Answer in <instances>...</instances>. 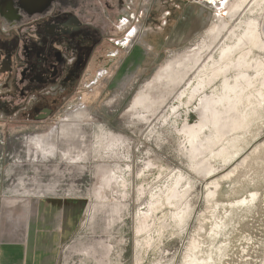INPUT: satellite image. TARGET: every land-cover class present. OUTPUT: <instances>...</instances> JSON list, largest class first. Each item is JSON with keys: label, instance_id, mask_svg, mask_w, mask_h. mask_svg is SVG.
Instances as JSON below:
<instances>
[{"label": "rangeland", "instance_id": "rangeland-1", "mask_svg": "<svg viewBox=\"0 0 264 264\" xmlns=\"http://www.w3.org/2000/svg\"><path fill=\"white\" fill-rule=\"evenodd\" d=\"M257 1L232 21L229 0H100L94 7H118L100 21L106 36L130 14L128 8L138 12L140 26L152 12L147 52H120L107 69L114 49L104 42L98 63L78 83H39L33 96H3L5 199L78 204V229L59 246L57 264H264V51H251L246 41L228 60L220 58L249 21L260 32L257 46L264 44V0ZM220 14L234 37L224 33L201 68L173 85L162 83L151 92L147 110L128 113L160 67L210 44L207 30L221 22ZM243 51L251 54L243 59ZM101 70L105 76L98 80ZM242 74V94L227 106L224 126L204 121L200 103L218 97ZM65 83L68 90L62 91ZM80 109L82 123L65 121ZM50 133L55 136L41 148L32 140ZM74 136L84 144L72 143Z\"/></svg>", "mask_w": 264, "mask_h": 264}, {"label": "flooded vegetation", "instance_id": "flooded-vegetation-1", "mask_svg": "<svg viewBox=\"0 0 264 264\" xmlns=\"http://www.w3.org/2000/svg\"><path fill=\"white\" fill-rule=\"evenodd\" d=\"M99 2L0 0V101L3 96H33L39 83L46 84V88L68 79L78 83L88 69L98 63L94 58L104 42L114 49L109 52L107 69L115 66L120 52L131 55L138 47L146 52L150 49L145 40L148 35L145 28L151 11L140 26L138 12L134 14L128 8L130 14L117 25L112 24V31L106 36L108 30L102 28L100 21L109 19L118 7L115 3L108 5L109 11L101 10L94 7ZM116 31L121 34L119 38L112 34ZM104 76L101 70L96 77L99 80ZM64 85L62 91L68 90L67 84ZM44 114H50V110H45Z\"/></svg>", "mask_w": 264, "mask_h": 264}, {"label": "crops", "instance_id": "crops-1", "mask_svg": "<svg viewBox=\"0 0 264 264\" xmlns=\"http://www.w3.org/2000/svg\"><path fill=\"white\" fill-rule=\"evenodd\" d=\"M5 197L0 189V264H57L59 246L78 229V204Z\"/></svg>", "mask_w": 264, "mask_h": 264}, {"label": "bare ground", "instance_id": "bare-ground-1", "mask_svg": "<svg viewBox=\"0 0 264 264\" xmlns=\"http://www.w3.org/2000/svg\"><path fill=\"white\" fill-rule=\"evenodd\" d=\"M229 10L227 13V18H229L230 20H235L234 18L236 17V15L240 12H244L248 9V7L250 6V4L252 5V3L255 0H229ZM257 1V0H256ZM258 2V1H257ZM261 2V0H260ZM258 2V3H260ZM255 3V2H254ZM253 3V4H254ZM257 5V3H256ZM261 5V4H260ZM250 10V9H249ZM248 10V11H249ZM252 12V11H251ZM250 14V12H248ZM247 14V13H246ZM241 15V14H240ZM239 15V16H240ZM221 19V22L217 25H213L211 26L208 30H207V37L209 39H211L210 44L208 45H204V42L202 43L203 45H200L185 52L183 55L180 56V58L177 60L175 59L173 62H167L166 65L160 67L157 72L155 73V75L153 76V78L151 79V81H149L148 83H146V85L143 87V89H141L133 98L129 109H128V113H135L139 110H147L149 107V98L151 96V92L153 90H155L156 88H158L162 83H166L167 86H170V84H174V82L181 79L185 80V78L187 76H189L190 74H192L193 72H195L196 70H198L199 68H201V66L203 65V63L205 62L206 58L211 55V53L215 50L216 47V43H218L217 41L222 38L223 35H225L224 33H227L228 36L230 35L232 38L234 37L235 34V30H230V23L224 21L223 16L220 14L219 15ZM244 16V15H242ZM247 16V15H246ZM249 17V16H248ZM226 19V18H225ZM220 20V19H219ZM223 20V21H222ZM229 20V21H230ZM232 20V21H233ZM218 22V21H217ZM245 22V21H244ZM243 22V23H244ZM252 22V21H251ZM232 23V22H231ZM242 23V24H243ZM246 24V23H245ZM255 24V23H254ZM254 24L248 23V25H246L245 30H244V34L241 36V38L239 39V41L237 43H235L233 46H225L224 48L222 47V49L220 50V58H222L223 60H228L232 53H234V51L236 49H240L243 47V45L246 43H249L251 45V51H253V49L259 48V50H263L264 51V44H261L260 46H257V41L259 38V34L260 32L257 30V26H255ZM237 28L239 29V27L237 26ZM242 28V27H241ZM233 29V28H232ZM227 36V37H228ZM231 38V39H232ZM250 52H245L243 51L244 55H243V59H245L246 57H248L250 54ZM238 52V51H237ZM236 52V53H237ZM183 53V52H182ZM172 60V59H171ZM170 60V61H171ZM247 79V75L242 74L240 76V78L237 79V82L234 85L228 86L226 85L223 89V91L218 94V97H213L211 99H205V97H203V99H205L202 102V99L200 100L202 103V109H201V115L203 116V120H207L211 123V125L213 126H222L223 125V121L226 113V109L227 106H230V104L234 101L237 100L239 98V96H241L242 94V89L241 86L243 84V81ZM182 83V82H180ZM184 83V81H183ZM208 98V97H207ZM240 100V99H239ZM238 100V101H239ZM152 105V104H151ZM231 108V107H229ZM196 110V109H195ZM127 112V111H126ZM195 112V111H194ZM230 112V111H229ZM84 111H79L73 115H71L66 121H81V119H84L85 117H82L84 115ZM138 113V112H137ZM199 113V111H198ZM197 113V114H198ZM226 113V114H225ZM139 114V113H138ZM136 115V114H135ZM200 115V116H201ZM134 116V115H133ZM132 116V117H133ZM134 118V117H133ZM141 118V117H140ZM202 118V117H201ZM199 117V119H201ZM137 119V118H135ZM143 119V118H141ZM227 119V118H226ZM86 120V119H85ZM202 120V119H201ZM77 121V122H78ZM83 121V120H82ZM81 121V123H82ZM201 122V121H200ZM204 124V123H203ZM209 124V123H208ZM206 124V125H208ZM79 125V124H78ZM205 125V124H204ZM193 126V125H192ZM191 126V127H192ZM196 127V125H194ZM193 126V128H194ZM197 126H199L197 124ZM201 126V124H200ZM224 126V125H223ZM208 127V126H207ZM207 127H205L207 129ZM211 127V126H210ZM208 127V128H210ZM75 128V127H74ZM192 128V129H193ZM200 128V127H199ZM203 128V127H202ZM222 128V127H221ZM220 128V129H221ZM78 129V128H77ZM191 129V130H192ZM196 129V128H195ZM72 130V129H71ZM76 130V129H75ZM199 130V129H198ZM197 130V131H198ZM193 131V130H192ZM195 131V130H194ZM196 131V132H197ZM201 131V128L199 130V132ZM205 131V130H204ZM68 132V131H67ZM188 132H190L188 130ZM69 133V132H68ZM191 133V132H190ZM198 133V132H197ZM46 134V133H45ZM63 134V133H62ZM110 134V133H109ZM189 134V133H188ZM194 134L196 133H191V138H195ZM111 135H113L111 133ZM200 135V134H199ZM55 136V134L50 133L48 135L45 136H40V137H36L33 138V142H37L38 146L43 145L44 140L46 137H53ZM115 136V135H114ZM190 136V135H189ZM202 136V135H201ZM63 137V136H62ZM107 137V136H105ZM109 137V136H108ZM122 137V136H120ZM197 137V136H196ZM64 138V137H63ZM113 138V137H112ZM112 138L110 137L109 140L112 142ZM107 139V138H106ZM116 139V137H115ZM115 139H113L114 141H116ZM121 139V138H120ZM199 140V138H197ZM51 140V139H49ZM189 140V139H188ZM201 140V139H200ZM63 141V140H62ZM81 141V140H80ZM80 141H78L75 136L74 138H71V142L78 144L80 143ZM113 141V142H114ZM123 141V140H122ZM196 141V140H195ZM53 142V141H52ZM61 142V141H60ZM70 142V143H71ZM82 143L84 142L83 140L81 141ZM110 142V143H111ZM190 142V141H189ZM36 143V144H37ZM54 143V142H53ZM56 143V142H55ZM63 143V142H62ZM66 143V142H65ZM201 143V142H200ZM84 144V143H83ZM114 144V143H113ZM45 145V144H44ZM65 145V144H64ZM110 145V144H108ZM118 145V143H117ZM198 145V144H197ZM196 145V146H197ZM203 145V144H202ZM50 146V145H48ZM59 146V145H57ZM69 146V145H67ZM200 146V145H199ZM51 147V146H50ZM84 147V146H83ZM112 147V146H111ZM203 147V146H202ZM52 148V147H51ZM71 148V147H70ZM74 148V147H73ZM77 148V147H76ZM109 148V146H108ZM195 148V147H194ZM49 149V148H48ZM44 150V149H43ZM46 150V149H45ZM201 150V149H200ZM195 151V150H194ZM60 154L58 148L56 147V149L52 152V155L56 158L58 155ZM48 155V154H47ZM142 228V227H141Z\"/></svg>", "mask_w": 264, "mask_h": 264}]
</instances>
